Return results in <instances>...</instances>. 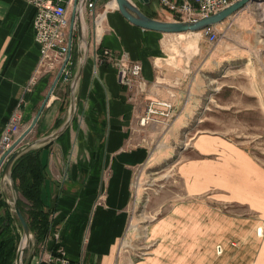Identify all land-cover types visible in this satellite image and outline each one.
<instances>
[{
  "label": "crops",
  "instance_id": "obj_1",
  "mask_svg": "<svg viewBox=\"0 0 264 264\" xmlns=\"http://www.w3.org/2000/svg\"><path fill=\"white\" fill-rule=\"evenodd\" d=\"M92 1L93 13L102 15L101 32L95 22L84 20L86 59L73 118L61 136L39 150L46 173L42 199L50 211L41 248L48 253L62 249L73 264H264V166L215 133H200L181 147L180 200L149 204L139 242L147 251L121 244L131 225L137 174L158 159L167 141L172 147L177 134L190 129L204 98L199 74H205L207 63L218 83H254L257 91L252 88L249 96L264 98V0L249 2L216 25L230 34L229 41L188 45L194 51L188 59L170 55L173 34L134 26L112 0ZM134 3L145 15L174 21L155 0ZM33 16L34 8L23 0H0V137L17 105L21 129H26L56 75L43 72L28 88L39 59ZM71 48L73 75L76 28ZM104 48L116 57L126 55V62L100 63ZM134 62L141 65V75H127L125 84L120 72ZM151 100L171 101L174 117L142 126ZM68 106L69 85L60 80L25 142L53 132Z\"/></svg>",
  "mask_w": 264,
  "mask_h": 264
},
{
  "label": "rangeland",
  "instance_id": "obj_2",
  "mask_svg": "<svg viewBox=\"0 0 264 264\" xmlns=\"http://www.w3.org/2000/svg\"><path fill=\"white\" fill-rule=\"evenodd\" d=\"M155 1L157 2V0ZM151 5L153 7L156 6L154 2ZM84 14L85 22L87 21L90 24L92 20L94 23L93 15L88 12L87 15L86 12ZM85 16L88 17V20ZM227 34L229 33L218 31L217 39L213 43L209 42L207 37L200 32L169 35L176 38L172 40L174 43L168 46L169 52H171L170 55L172 58L176 56L182 59L185 54L188 59L194 52L193 49H188V45L192 48V45L196 42L211 46L217 41H229ZM229 38H231L230 34ZM242 41L245 42V35ZM172 58L169 62L173 60ZM211 67L212 63L208 62L205 74H199V78L204 80L202 88L204 98L201 101V105L197 108L194 119L191 121L190 129L187 132H182L181 134L179 132L177 134V137L171 141L174 144L173 148L170 146V141H167V147H162L161 150H158V159L151 161L137 174L134 200L130 211L131 225L127 236L121 242L122 248L133 249L135 246L140 247L143 253L147 251L143 249V244H139V242L141 240L140 230L143 229L148 217H150L149 204L151 202H165L172 197L175 202L180 200L178 196L182 187V180L178 170L181 166V147L185 146L194 136L200 133L218 134L241 146L258 163L264 166V98L249 96L253 94L252 88L257 91L255 87L257 84L239 83L230 85L225 80L218 83ZM263 85H259V91H261V86ZM220 86L222 87L220 88ZM1 191L5 193L8 201L12 202L10 186L7 182H1L0 169V195ZM34 250L35 241L32 237L30 245L23 251V263L31 253L32 256L48 254V251H45L40 245L36 252Z\"/></svg>",
  "mask_w": 264,
  "mask_h": 264
},
{
  "label": "built area",
  "instance_id": "obj_3",
  "mask_svg": "<svg viewBox=\"0 0 264 264\" xmlns=\"http://www.w3.org/2000/svg\"><path fill=\"white\" fill-rule=\"evenodd\" d=\"M34 8L32 27L35 42L39 48V59L35 74L28 83V88L35 83L37 76L41 73L55 72L66 61L59 81L69 85L72 78V59L70 42L67 30L70 24V13L72 12L74 0H23ZM238 0H157L163 13L175 21L196 22L215 14L230 6ZM94 3L87 0L85 10L94 16V22L98 25L100 15L93 13ZM208 41L213 43L217 39L216 26H210L200 31ZM70 56L67 58L68 53ZM67 59V60H66ZM100 63L112 65L126 62V55L114 56V53L104 48L97 57ZM142 67L139 63H130L121 70L120 79L123 83H129L127 75L140 77ZM174 116V104L168 100H151L145 114L140 119L142 126L149 122H167ZM22 133L21 116L19 106L13 110L7 125L0 137V157L13 144ZM262 228H257V235H262ZM46 241V239H45ZM41 247V245H40ZM219 249V248H218ZM28 264H73L68 260L62 249H57L47 255L32 256Z\"/></svg>",
  "mask_w": 264,
  "mask_h": 264
},
{
  "label": "water",
  "instance_id": "obj_4",
  "mask_svg": "<svg viewBox=\"0 0 264 264\" xmlns=\"http://www.w3.org/2000/svg\"><path fill=\"white\" fill-rule=\"evenodd\" d=\"M87 0H74L73 9L71 12L70 20V35H69V44L71 49V33L74 28L77 30V40H78V55H77V68L72 75L71 81L69 83V106L68 112L65 120L50 134L44 137L34 139L31 142H25V139L33 130L49 96L51 95L53 89L57 85L62 69L66 63L58 70L55 75L52 84L42 101L37 113L35 114L31 123L22 131L19 137L13 142V144L1 155L0 157V169H1V182H7L10 186L12 193V202H9L5 193L1 191V196L3 197L4 202L7 205L8 210L14 214L17 219L18 225L20 226V240L17 246V251L15 255L14 264H27L28 260L31 258L32 253L29 254L27 260L23 263L22 255L26 247L30 245L31 239L33 237L30 227L23 216L19 206L17 204V193L14 187V182L12 180L11 172L12 167L15 161L22 155L41 149L46 145L54 142L64 131L68 128L75 110V101H76V92L79 86L80 77L84 67L86 59V49L87 42L83 33V24L80 17L81 9L85 10V4ZM140 4H148L150 0H136ZM257 0H238L231 4L230 6L224 8L223 10L212 14L206 18L198 20L196 22H185V21H166L151 18L145 15L139 7L134 3V0H115L117 5V10L120 14L131 24L137 26L144 30L155 31L163 34H181V33H196L204 30L210 26H216L223 22L225 19L230 17L232 14L242 9L249 2H255ZM84 21V19H83ZM70 56V52L67 55V58ZM67 60V59H66ZM25 240V246L23 249L20 248L21 242ZM34 249V245H33ZM33 252V250H32Z\"/></svg>",
  "mask_w": 264,
  "mask_h": 264
},
{
  "label": "trees",
  "instance_id": "obj_5",
  "mask_svg": "<svg viewBox=\"0 0 264 264\" xmlns=\"http://www.w3.org/2000/svg\"><path fill=\"white\" fill-rule=\"evenodd\" d=\"M147 16L157 19L154 15ZM39 150L30 151L19 157L12 167V180L18 194L17 204L25 217L35 241V250L48 236L50 211L42 199L45 182V165ZM20 240V226L3 197L0 195V264H14Z\"/></svg>",
  "mask_w": 264,
  "mask_h": 264
},
{
  "label": "bare ground",
  "instance_id": "obj_6",
  "mask_svg": "<svg viewBox=\"0 0 264 264\" xmlns=\"http://www.w3.org/2000/svg\"><path fill=\"white\" fill-rule=\"evenodd\" d=\"M128 1L130 2V0H128ZM111 6H113V7L116 6V7H117V5H116V3H115V0H112V2H111ZM82 11H83V9H81L80 17H81L82 24H83V29H84V21H83ZM101 20H102V15H101V16L99 17V19H98V22H99V24L97 25V34H98V35H99L100 32H101V27H100V22H101ZM24 246H25V240H23V241L21 242L20 248L23 249Z\"/></svg>",
  "mask_w": 264,
  "mask_h": 264
}]
</instances>
